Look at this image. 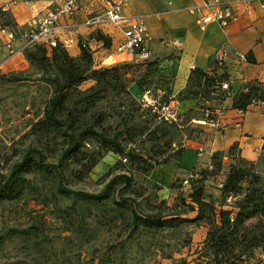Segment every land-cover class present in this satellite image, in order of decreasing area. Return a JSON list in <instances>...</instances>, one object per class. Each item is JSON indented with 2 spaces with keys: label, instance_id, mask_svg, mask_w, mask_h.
Masks as SVG:
<instances>
[{
  "label": "trees",
  "instance_id": "trees-1",
  "mask_svg": "<svg viewBox=\"0 0 264 264\" xmlns=\"http://www.w3.org/2000/svg\"><path fill=\"white\" fill-rule=\"evenodd\" d=\"M0 15L11 16L1 9ZM8 26L1 25L0 29L11 32L15 40L23 42L26 28L18 27L15 21V31L8 29ZM91 38L101 42L105 48L111 47L110 37L100 31ZM79 48L80 55L76 58L70 56L59 42H55L54 46L35 44L23 49L26 60L40 76L39 81L49 89V98L45 103L43 118L29 132L33 143L27 147L19 162L6 174H0V202L19 199L30 188L28 176L42 175L49 180L53 195L71 200L75 208L76 201L82 202L80 209L85 206L83 203L111 206V211L117 213L116 219L125 224L128 240L140 233L178 229L184 224H204L209 229L195 252V264H264L256 258L258 251L264 253V178L254 163L241 157L237 144L225 153L214 154L211 167L201 169L198 179L190 181L188 201L180 196L179 203L172 207L167 206L165 201L155 205L149 198L144 199L141 192L132 188V178L127 174L109 172L105 176L108 181L96 194L74 188L75 184L83 182L91 174L105 154L114 153L133 164L143 163L142 157L126 150L127 145L134 144L144 136L153 138L156 133L163 138L168 137L169 130L173 128H178L181 133L183 130V121L169 125L158 120L157 110L167 103L157 106L153 103L151 106L155 119L163 128L147 135L148 127L138 128L122 122L119 125L125 127L122 132L106 125L110 115L102 108L103 103L112 96L120 101L117 109L125 105L133 108L137 102L131 96L129 87L134 84L141 88L143 83L128 77L133 66L123 64L97 68L87 45L80 42ZM245 57V62L255 64L251 53ZM148 64L158 76L157 63ZM159 77L172 81L168 77ZM88 81L93 86L82 90L81 86ZM229 83L230 76L223 60L214 57L209 60V70H191L186 87L179 92L177 100L196 101L197 114L194 117L207 124L217 122L218 113L227 100L231 103V109L242 113L247 112L253 104L264 103V82H247L235 92ZM223 85H227V89H223ZM170 92L172 95V89ZM171 145V142L165 143L167 149ZM181 154L179 147L173 156L164 159L160 165L179 160ZM226 160L229 162L225 166ZM154 167L150 164L138 170L150 176ZM196 170L188 174L193 175ZM221 174L224 180L219 185L220 202L217 203L206 196L205 189L210 178ZM180 182L182 180L177 179L171 189H176V184ZM156 185L155 189L160 190ZM143 200L149 210L144 214L138 213ZM189 214L194 216L190 218ZM181 264H187V260L181 261Z\"/></svg>",
  "mask_w": 264,
  "mask_h": 264
},
{
  "label": "rangeland",
  "instance_id": "rangeland-1",
  "mask_svg": "<svg viewBox=\"0 0 264 264\" xmlns=\"http://www.w3.org/2000/svg\"><path fill=\"white\" fill-rule=\"evenodd\" d=\"M22 1L31 5L44 0ZM13 24L11 16L0 15V27L9 25L8 29L15 31ZM12 56L13 50L8 49L0 58V174H6L19 162L27 147L33 143L29 132L43 118L49 98V89L39 81L40 76L26 60L24 52L23 59L9 63ZM150 62L136 59L129 64L134 69L128 77L143 83L141 88L134 84L129 87L137 106L129 108L125 105L117 109L120 101L112 96L103 103L102 108L110 115L106 125L113 130L125 131V127L119 126L122 122L138 128L148 127L146 135L163 128L155 119L151 106L153 103L156 106L170 104L172 81L157 76L148 67ZM91 86L93 83L88 81L81 89ZM169 131L168 137L163 138L156 133L153 138L144 136L126 146L127 151L142 157L143 163L133 164L114 153H107L91 174L83 182L75 184L74 188L96 194L108 181L105 176L109 172L121 173L130 176L132 188L155 205L165 201L167 206L172 207L179 203L180 196L187 200L190 181L198 179L200 170L206 168H198L193 175L186 174L180 178L182 182L176 184V189L158 185L160 190L155 189L156 183L148 174L138 170L150 164L161 166L164 159L173 156L174 151L179 149L182 133L178 128ZM167 142L172 143L170 149L165 146ZM256 169L264 178V156ZM223 174L206 182V196L217 203L220 202L219 185L224 180ZM28 179L30 188L19 199L0 202V264H181V261L189 259L196 263L195 252L209 229L206 225L184 224L178 229L140 233L128 240L125 224L116 219L117 213L111 211V206L83 203L85 206L80 209L82 202L76 201L75 208L71 200L54 196L49 180L42 175H29ZM148 211L143 200L138 213ZM193 216L189 214L190 218ZM256 258L264 262V253L258 251Z\"/></svg>",
  "mask_w": 264,
  "mask_h": 264
},
{
  "label": "crops",
  "instance_id": "crops-1",
  "mask_svg": "<svg viewBox=\"0 0 264 264\" xmlns=\"http://www.w3.org/2000/svg\"><path fill=\"white\" fill-rule=\"evenodd\" d=\"M208 1L131 0L122 12L130 24L138 18L143 19L149 38L150 61L157 63L159 75L172 79L169 103L180 114V124L183 121L181 158L154 167L150 174L161 188L171 189L177 179L184 178L193 169L210 168L214 154L225 153L235 144L241 157L256 166L264 156V103L253 104L242 113L231 109L227 100L218 113L217 122L209 125L194 117L196 101L177 100L179 92L186 87L191 70H209V60L214 57L223 60L234 92L247 82H264V12L259 1L221 0L231 5L238 15V20L227 29L216 23L202 25L201 20L208 14L204 4ZM60 4L61 0L37 1L31 5L22 0H0V9L9 12L18 27L24 28L31 18L54 10ZM100 9V0H81L74 17L59 19L53 39L65 45L69 55L75 58L80 55L79 43L83 42L91 50L97 68L134 62L136 59L131 54L116 52L123 40L118 29L109 25L96 29L81 26L87 17ZM97 31L110 37V48L91 38ZM22 46V41L10 39L0 31V58L3 51L12 49L14 56L9 63L23 59ZM250 53L255 64L240 61L239 56ZM227 164L226 160L225 166ZM187 264L194 262L189 259Z\"/></svg>",
  "mask_w": 264,
  "mask_h": 264
},
{
  "label": "built area",
  "instance_id": "built-area-1",
  "mask_svg": "<svg viewBox=\"0 0 264 264\" xmlns=\"http://www.w3.org/2000/svg\"><path fill=\"white\" fill-rule=\"evenodd\" d=\"M80 1L81 0H61V4L56 10L34 17L29 21L25 26L26 30L22 36V48L24 49L35 44L54 46L56 41L53 38L55 30L59 28V19L63 16L69 18L74 17L78 11ZM130 1L131 0H100V11L87 17L81 23V26L88 29H96L101 26L109 25L116 30L118 29L123 36V40L117 46L116 52L131 54L139 61H149L150 55L147 48L149 38L143 19L138 18L133 24H130L128 18L122 14ZM258 1L264 12V0ZM204 8L208 10V14L201 20L202 25L216 23L221 28L227 29L232 23L238 20L235 9L221 0H210L204 4ZM201 28L203 29L202 26ZM1 32L8 35L10 39L13 38V34L10 32L4 30ZM239 59L245 62L246 57L241 55ZM223 89H227V85H223ZM157 115L159 121L169 125L179 123L180 121L178 111L170 104L161 106L157 110ZM208 124L213 125V123Z\"/></svg>",
  "mask_w": 264,
  "mask_h": 264
}]
</instances>
